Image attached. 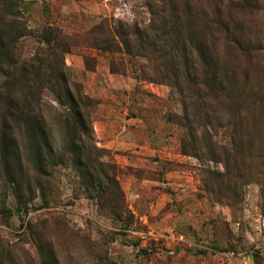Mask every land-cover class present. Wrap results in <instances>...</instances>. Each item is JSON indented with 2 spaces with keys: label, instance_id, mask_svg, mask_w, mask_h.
Wrapping results in <instances>:
<instances>
[{
  "label": "rangeland",
  "instance_id": "obj_1",
  "mask_svg": "<svg viewBox=\"0 0 264 264\" xmlns=\"http://www.w3.org/2000/svg\"><path fill=\"white\" fill-rule=\"evenodd\" d=\"M18 1L25 32L14 46L17 64L45 55L42 33L47 29L78 40L63 57L65 72L92 100L94 147L101 169L114 175L122 193L128 224L112 222L87 198L69 158L61 165L63 158L56 157L47 173L36 175L27 157L29 147L17 130V151L30 188L24 178L20 217L7 216L18 204L0 148L4 264H45L46 254L57 264H264V176L251 174L240 181L232 176L229 183L219 175L221 164L184 155L185 132L169 119L181 113L177 94L143 77L148 62L138 53L126 57L105 52L107 26L114 33L145 29L151 19L148 4L161 1ZM249 1L264 6V0ZM247 20L264 46V12ZM261 58L264 64V52ZM111 62L116 74L110 71ZM4 80L0 72V92ZM34 91L26 90L25 98H33L32 109L47 118L56 151L64 155L63 130L55 117L62 108L48 89ZM227 135L222 131L216 139L229 145ZM6 152L12 155V147Z\"/></svg>",
  "mask_w": 264,
  "mask_h": 264
},
{
  "label": "trees",
  "instance_id": "obj_2",
  "mask_svg": "<svg viewBox=\"0 0 264 264\" xmlns=\"http://www.w3.org/2000/svg\"><path fill=\"white\" fill-rule=\"evenodd\" d=\"M159 1V5L148 4L151 19L145 29L122 28L114 33L107 26L105 52L126 57L138 53L148 62L142 67L143 77L167 85L177 94L181 113L170 114L169 119L185 132L184 155L221 164L223 173L219 175L229 183L232 176L238 181L251 174L264 176V46L247 20L253 13L264 12V6L249 0ZM19 6L18 0H0V72L5 77L0 92V148L18 204L5 213L20 217L24 178L30 188L17 151L15 131L20 130L36 175L47 173L56 157L63 158L61 165L69 158L87 198L95 200L99 211L112 222L128 224L122 193L114 175L101 169L99 150L94 147L92 100L65 72L63 57L78 40L47 29L42 33L45 55L17 64L14 46L25 32L18 19ZM110 71L117 73L112 62ZM36 88L48 89L62 108L55 117L63 130L64 155L56 151L47 118L32 109L33 98H25L26 90L35 94ZM222 131L228 133L229 145L216 139ZM10 147L12 155L6 152ZM38 188L42 189L40 184ZM44 257L45 264H57L50 254ZM0 264H4L1 259Z\"/></svg>",
  "mask_w": 264,
  "mask_h": 264
},
{
  "label": "built area",
  "instance_id": "obj_3",
  "mask_svg": "<svg viewBox=\"0 0 264 264\" xmlns=\"http://www.w3.org/2000/svg\"><path fill=\"white\" fill-rule=\"evenodd\" d=\"M246 263H249V260H248V261H246Z\"/></svg>",
  "mask_w": 264,
  "mask_h": 264
}]
</instances>
